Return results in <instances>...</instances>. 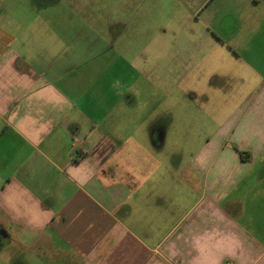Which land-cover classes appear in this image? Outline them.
<instances>
[{
	"label": "crops",
	"instance_id": "crops-1",
	"mask_svg": "<svg viewBox=\"0 0 264 264\" xmlns=\"http://www.w3.org/2000/svg\"><path fill=\"white\" fill-rule=\"evenodd\" d=\"M262 2H235L250 10L229 23L214 17L219 5L196 10L205 47L170 68L252 66ZM4 20L0 7L1 253L11 245L62 264H264V81L220 136L167 169L137 132L138 116L113 114L133 105L130 63L102 67L85 44L73 49L67 27L11 33Z\"/></svg>",
	"mask_w": 264,
	"mask_h": 264
},
{
	"label": "rangeland",
	"instance_id": "rangeland-1",
	"mask_svg": "<svg viewBox=\"0 0 264 264\" xmlns=\"http://www.w3.org/2000/svg\"><path fill=\"white\" fill-rule=\"evenodd\" d=\"M30 1L0 0L7 31L33 30L39 34L62 28L65 31L67 27L70 42L75 39L73 49L85 44L95 51L93 60L102 67L112 62L130 63L133 105L119 104L113 114L138 116L137 132L149 136L157 150L154 154L165 161L167 169L173 163H187L194 148L214 133L220 136V127L239 101L264 81V40L258 37L264 34V0L255 14L259 33L249 45L254 48L253 61L246 59L252 66L222 63L207 73H176L169 62L186 60L187 51L199 49V43L205 47L204 41L195 38L205 33L196 22V10L219 5L214 17L229 23L227 18L239 19L250 10L236 7L235 2L243 0H43L38 5L32 2V6L27 4ZM113 21L123 25L113 29ZM100 40L106 49L94 46ZM123 71L130 75L128 68ZM126 128L131 130L132 125ZM50 260L11 245L0 251V264H62Z\"/></svg>",
	"mask_w": 264,
	"mask_h": 264
},
{
	"label": "built area",
	"instance_id": "built-area-1",
	"mask_svg": "<svg viewBox=\"0 0 264 264\" xmlns=\"http://www.w3.org/2000/svg\"><path fill=\"white\" fill-rule=\"evenodd\" d=\"M73 142L74 144H77V139L73 138ZM224 264H232L230 261H226Z\"/></svg>",
	"mask_w": 264,
	"mask_h": 264
},
{
	"label": "flooded vegetation",
	"instance_id": "flooded-vegetation-1",
	"mask_svg": "<svg viewBox=\"0 0 264 264\" xmlns=\"http://www.w3.org/2000/svg\"><path fill=\"white\" fill-rule=\"evenodd\" d=\"M34 4L38 5L37 2L41 3V2H44L43 0H33L32 1Z\"/></svg>",
	"mask_w": 264,
	"mask_h": 264
}]
</instances>
